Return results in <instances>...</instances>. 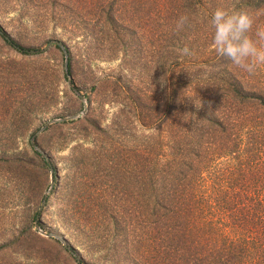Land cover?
Instances as JSON below:
<instances>
[{"label": "trees", "instance_id": "trees-1", "mask_svg": "<svg viewBox=\"0 0 264 264\" xmlns=\"http://www.w3.org/2000/svg\"><path fill=\"white\" fill-rule=\"evenodd\" d=\"M216 7L252 15L247 35L253 39L264 25V0H0V13L11 12L17 25L72 40L73 53L61 42L67 71L70 58L81 71L94 60L117 59L116 72L96 77L95 94L124 99L140 131L147 128L132 143L128 171L110 157L103 178L73 177L74 186L88 185L90 199L71 190L61 224L69 248L79 245L86 260L264 264V68L249 75L212 50L211 31L201 21ZM181 14L193 19L177 32ZM0 41L21 55L35 54L1 26ZM184 45L195 55L182 56ZM0 86L18 92L23 103L0 131V167L27 171L15 158L17 138L30 120L29 104L50 96L30 94L27 77L15 83L2 66ZM112 191L129 202L128 215L112 212ZM41 211L21 215V229L13 219L0 221V264H24L32 241L59 242L32 228Z\"/></svg>", "mask_w": 264, "mask_h": 264}, {"label": "rangeland", "instance_id": "rangeland-1", "mask_svg": "<svg viewBox=\"0 0 264 264\" xmlns=\"http://www.w3.org/2000/svg\"><path fill=\"white\" fill-rule=\"evenodd\" d=\"M12 16L11 12L0 13V26L22 45L34 47L35 54L21 55L0 41V66L11 71L15 83L26 76L30 94L45 95L47 92L50 99L29 104L33 109L30 120L23 136L17 138L15 158L28 170L14 173L0 167V221L7 223L13 219L14 226L21 229V215L30 218L34 211L42 210L38 227L32 224V228L43 236H47L44 232L57 236L48 235L58 238L59 242L50 238L42 243L32 241V247L24 250L29 254L28 259H23L24 264H101L96 259L86 260L79 245L69 248L60 214L71 190H74L72 196L78 193L81 200L90 199L88 185L74 186L75 175L87 180L96 175L103 178V174L110 172L106 161L110 157L113 159L110 163L124 165L128 171L132 143L141 134L143 137L147 128L140 131L132 117L131 106H127L124 99L112 101L106 97L100 100L95 94L96 77L116 72L117 59L94 60L89 70L81 71L70 58L67 71L64 65V58L68 57L66 49L49 41H65L71 47L72 40L57 35V30L52 35L49 29L32 31L21 27ZM71 50L73 53L72 47ZM22 106L18 92L9 95L7 87L0 86V131L8 126L11 118L19 116ZM42 158L47 162L45 166ZM28 179H31L30 184ZM96 187H89L93 189V196L100 193V185ZM112 192L115 194L110 206L112 212L128 215L132 209L129 202H122L120 192ZM44 193L47 198L43 201ZM85 204L91 206L90 202Z\"/></svg>", "mask_w": 264, "mask_h": 264}, {"label": "clouds", "instance_id": "clouds-1", "mask_svg": "<svg viewBox=\"0 0 264 264\" xmlns=\"http://www.w3.org/2000/svg\"><path fill=\"white\" fill-rule=\"evenodd\" d=\"M192 19L181 14L175 21L174 30H184L191 25ZM201 22H206L211 31V48L217 56L227 58L249 75H255L264 68V25L256 27L255 39L247 35L254 24V18L248 12L216 7L206 21ZM179 52L182 56L195 55L187 45Z\"/></svg>", "mask_w": 264, "mask_h": 264}, {"label": "water", "instance_id": "water-1", "mask_svg": "<svg viewBox=\"0 0 264 264\" xmlns=\"http://www.w3.org/2000/svg\"><path fill=\"white\" fill-rule=\"evenodd\" d=\"M51 42H54V43H56L58 46H60V47H63V44L59 41V40H57V39H52V40H50L49 41V43H51ZM66 62H67V57L65 56V58H64V65L66 66ZM70 81L68 80V83H69ZM85 107L83 108V112L85 111ZM46 124L47 123H44V126H46ZM52 181H53V177H52V174H51V172H50V182L52 183ZM45 196H46V193H44L43 194V201H44V199H45ZM39 214H40V212H38L36 215H35V218H34V220H33V224H34V226L35 227H38V218H39ZM45 234H47V235H53V236H56L55 234H52V233H50V232H44ZM57 237V236H56Z\"/></svg>", "mask_w": 264, "mask_h": 264}]
</instances>
